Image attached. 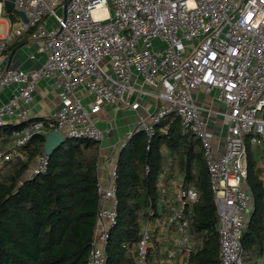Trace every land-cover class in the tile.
I'll return each instance as SVG.
<instances>
[{"label": "built area", "instance_id": "2783aa9c", "mask_svg": "<svg viewBox=\"0 0 264 264\" xmlns=\"http://www.w3.org/2000/svg\"><path fill=\"white\" fill-rule=\"evenodd\" d=\"M14 11L19 28L9 20L8 31L0 34V95L8 87L16 90L0 105V127L22 126L0 148V168L25 159L19 148L53 130L100 143L107 132L97 124L102 106L138 110L147 95L155 108L139 116L132 135L144 130L152 136L154 126L173 115L182 133L198 139L216 206L220 264H244L241 239L254 207L247 144L264 148V0H14ZM23 36L42 42L46 58L36 69L2 64L6 48ZM41 79L60 89L61 103L45 116H30ZM195 91L222 104L209 112L214 122L221 119L223 133L210 126ZM132 135L117 145L105 183L98 180L88 264H107L109 233L117 221V159ZM165 156L156 206L142 221L139 240L127 246L136 264H192L191 256L203 246L193 226L200 192L167 149ZM48 159L38 154L29 178L45 172Z\"/></svg>", "mask_w": 264, "mask_h": 264}, {"label": "trees", "instance_id": "16d2710c", "mask_svg": "<svg viewBox=\"0 0 264 264\" xmlns=\"http://www.w3.org/2000/svg\"><path fill=\"white\" fill-rule=\"evenodd\" d=\"M5 12L12 23L18 21L15 11ZM23 41L10 44L5 53ZM21 126L0 127V148ZM43 144L44 135L34 136L19 148L25 159L17 157L0 168V264H88L98 209L99 142L66 138L49 155L45 172L25 178ZM165 149L200 192L193 226L203 246L191 263L220 264L216 206L203 149L198 139L182 133L180 119L173 115L156 124L152 136L144 130L134 133L119 152L117 221L109 233L107 264H136L127 246L139 240L142 221L156 206ZM256 151L247 144V182L254 207L241 239L244 264H257L264 254V175ZM259 151L264 153V148Z\"/></svg>", "mask_w": 264, "mask_h": 264}, {"label": "crops", "instance_id": "0c3cea01", "mask_svg": "<svg viewBox=\"0 0 264 264\" xmlns=\"http://www.w3.org/2000/svg\"><path fill=\"white\" fill-rule=\"evenodd\" d=\"M22 40L24 41L20 45L4 54L1 60L2 64L26 70H32L40 67L46 58V54L39 50L42 42L39 40H29L27 36H23ZM15 42H17V40L13 41L11 44ZM30 54H34L35 57H30ZM133 80L140 84L143 83V78L137 75L133 76ZM50 82V79H41L38 82L34 91L33 100L29 105L31 109L30 116H45L52 113L60 105V89L53 88ZM143 84L145 87L148 86L146 83ZM14 90H16V86L8 87L3 90L0 95V105L9 100ZM194 96L198 103L203 107L204 115L209 117L210 126L217 132L223 133L224 130L221 119L217 118L214 122L213 119H211L213 115L209 112V108L216 109L221 107L222 104L212 100V98L203 91H195ZM90 100L91 98L89 96L84 98L85 103H88ZM155 104L156 102L154 98L143 95L140 99V107L138 110L124 109L109 104L102 106L101 111L97 115V124L103 130H107V132L104 140L99 143L97 170L98 180L105 183L108 170L114 166L116 161L115 149L117 145L120 141L128 139L132 135L139 116H145L149 112L153 111ZM13 121L17 123L19 120L15 118ZM256 156L258 158V166L261 170L260 174L263 176L264 153L257 150ZM180 173L182 174L183 172ZM180 173L179 176H181ZM26 177H29V174L25 175V178ZM252 212L253 210L251 211L250 216ZM258 262H264V254L259 257L257 263Z\"/></svg>", "mask_w": 264, "mask_h": 264}, {"label": "water", "instance_id": "95a60500", "mask_svg": "<svg viewBox=\"0 0 264 264\" xmlns=\"http://www.w3.org/2000/svg\"><path fill=\"white\" fill-rule=\"evenodd\" d=\"M4 7L8 12L14 11V0H4ZM19 15L21 19L27 21L26 16L22 12H20ZM65 142L66 138H64L57 130H53L44 136L42 152L49 156L55 149L64 145Z\"/></svg>", "mask_w": 264, "mask_h": 264}, {"label": "rangeland", "instance_id": "374dc122", "mask_svg": "<svg viewBox=\"0 0 264 264\" xmlns=\"http://www.w3.org/2000/svg\"><path fill=\"white\" fill-rule=\"evenodd\" d=\"M8 21H9V18L6 16V14L0 15V34L8 31ZM19 26H20V23L18 21L14 22L13 24L14 29L19 28ZM35 164L36 162L35 160H33L29 166V169L25 172V175L27 174L30 175V172L34 169ZM26 178H29V177H26Z\"/></svg>", "mask_w": 264, "mask_h": 264}]
</instances>
